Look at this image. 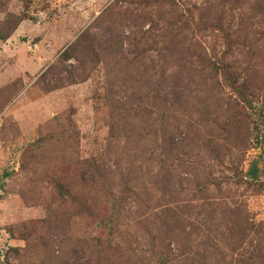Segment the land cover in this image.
<instances>
[{
	"label": "trees",
	"instance_id": "1",
	"mask_svg": "<svg viewBox=\"0 0 264 264\" xmlns=\"http://www.w3.org/2000/svg\"><path fill=\"white\" fill-rule=\"evenodd\" d=\"M120 3L98 19L109 23L107 37L87 30L57 66L71 82L62 63L72 58L85 74L86 66L105 68L104 105L110 141L120 148L114 152L118 162L78 158L80 133L71 111L47 122L43 141L24 150L21 171L27 179L18 193L28 206H45L48 219L31 222L28 247L11 249L15 259L264 264V221L250 219L245 203L232 208L217 196L226 179H214L206 165L223 156L238 158L229 167L238 178L227 177L228 182L239 189L246 179V190L263 192L264 171L253 165L243 172L240 166L255 137L254 97L264 87V0H205L186 11L177 0ZM129 5L132 10H125ZM228 5L242 13L238 28L227 19ZM22 21L14 15L0 20V41H8ZM191 35L211 38L210 50L196 37L192 48ZM258 120L264 128L263 117ZM149 150L156 167L145 170L137 161ZM227 190L233 198L231 187Z\"/></svg>",
	"mask_w": 264,
	"mask_h": 264
},
{
	"label": "rangeland",
	"instance_id": "2",
	"mask_svg": "<svg viewBox=\"0 0 264 264\" xmlns=\"http://www.w3.org/2000/svg\"><path fill=\"white\" fill-rule=\"evenodd\" d=\"M204 1L177 0V3L186 11L192 5H201ZM117 4H121L120 0H0V20L11 15L23 18L10 39L0 41V264H21L11 249L28 247L31 222L48 219L45 206H28L18 193L27 179L21 171L24 150L30 144L43 141L47 122L71 111L80 133L78 158L99 164L105 162L115 165L118 162L114 152L120 148L110 141L109 112L104 105L108 85L105 68L101 64L92 70L86 66L85 74L82 69L78 70L79 62L72 58L62 63V67L67 66L71 71L75 79L73 82L68 79L69 73L57 68L61 67L59 57L79 41L80 35L87 30L90 29V33L99 39L107 37L109 23L98 19L107 8ZM135 5L139 7L137 3ZM130 7L125 6L124 9L132 10ZM226 11L231 27L238 28L242 15L240 10L236 8L231 12L228 5ZM194 17L191 24L193 28L199 19L198 11ZM149 27L147 22L144 31L149 30ZM130 29L121 28L126 30V35ZM195 37L191 35L188 41L192 48H196ZM195 40L210 50L211 38L205 42L197 36ZM128 45L126 42L125 47ZM217 49L220 51L223 47ZM78 71L83 74L79 76ZM259 97H254L256 114H250L254 121L252 128L255 137L240 166L243 172L253 165L264 171V128L258 120L259 116L264 119V87ZM139 159L137 163H141L145 170L155 169L156 158L150 150ZM232 160L238 162V158L228 156L219 158L217 162H206L213 171L214 179H226L222 182L221 192L215 191V194L226 197L227 204L232 208L245 203L250 219L256 223L264 221V175L260 178L263 183L261 194L246 190V179L236 189L238 186L235 187L233 180L228 182L227 178H238L229 169L235 165L231 163ZM228 186L235 198H227L230 196ZM50 243L53 250H57L54 242L50 240Z\"/></svg>",
	"mask_w": 264,
	"mask_h": 264
}]
</instances>
